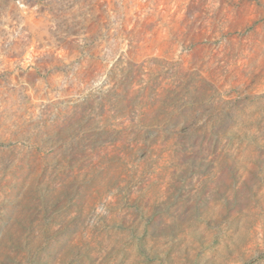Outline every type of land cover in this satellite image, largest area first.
<instances>
[{"label": "rangeland", "instance_id": "1", "mask_svg": "<svg viewBox=\"0 0 264 264\" xmlns=\"http://www.w3.org/2000/svg\"><path fill=\"white\" fill-rule=\"evenodd\" d=\"M14 1L0 264H264V0Z\"/></svg>", "mask_w": 264, "mask_h": 264}, {"label": "crops", "instance_id": "2", "mask_svg": "<svg viewBox=\"0 0 264 264\" xmlns=\"http://www.w3.org/2000/svg\"><path fill=\"white\" fill-rule=\"evenodd\" d=\"M30 3L29 10L27 13V19L30 20V18L34 17V22H37L40 18H38V15L40 12H38V9L41 8L43 5L39 4L37 0H28ZM0 12H2V15L0 16V19L5 18L7 21V24L11 22L12 20V12L16 11L18 13L23 12V10L15 3L14 0H0ZM8 27V25H7ZM10 41V37L7 35V43ZM28 48V47H27ZM27 51L23 54H13V53H7L0 63V71L8 72L9 70L17 69V64H19L22 60L25 59L26 56H29L27 54ZM50 53V52H47ZM25 55V56H24ZM51 55H59V52L57 50L51 49ZM41 66L45 65L46 63H40ZM40 66V67H41ZM42 66V67H43ZM41 67V68H42Z\"/></svg>", "mask_w": 264, "mask_h": 264}]
</instances>
